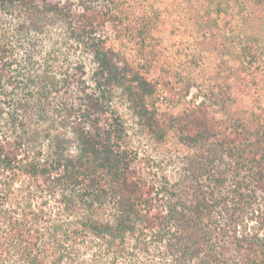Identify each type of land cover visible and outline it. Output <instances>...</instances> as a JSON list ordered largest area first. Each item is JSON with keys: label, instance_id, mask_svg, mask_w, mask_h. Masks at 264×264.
Instances as JSON below:
<instances>
[{"label": "trees", "instance_id": "1", "mask_svg": "<svg viewBox=\"0 0 264 264\" xmlns=\"http://www.w3.org/2000/svg\"><path fill=\"white\" fill-rule=\"evenodd\" d=\"M0 264H264V0H0Z\"/></svg>", "mask_w": 264, "mask_h": 264}, {"label": "rangeland", "instance_id": "2", "mask_svg": "<svg viewBox=\"0 0 264 264\" xmlns=\"http://www.w3.org/2000/svg\"><path fill=\"white\" fill-rule=\"evenodd\" d=\"M140 145L141 146H147V143H145L144 141L141 140Z\"/></svg>", "mask_w": 264, "mask_h": 264}]
</instances>
